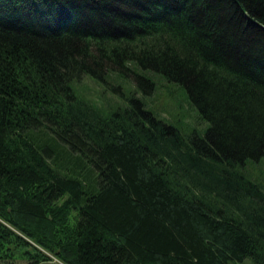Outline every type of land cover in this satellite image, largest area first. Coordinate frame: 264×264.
Returning <instances> with one entry per match:
<instances>
[{
  "label": "trees",
  "instance_id": "16d2710c",
  "mask_svg": "<svg viewBox=\"0 0 264 264\" xmlns=\"http://www.w3.org/2000/svg\"><path fill=\"white\" fill-rule=\"evenodd\" d=\"M179 84L204 137L82 77ZM264 0H0V264H264Z\"/></svg>",
  "mask_w": 264,
  "mask_h": 264
},
{
  "label": "rangeland",
  "instance_id": "374dc122",
  "mask_svg": "<svg viewBox=\"0 0 264 264\" xmlns=\"http://www.w3.org/2000/svg\"><path fill=\"white\" fill-rule=\"evenodd\" d=\"M132 71L152 81L154 84L152 93L142 94L131 76L110 72L103 80L82 77L79 81L73 82L74 95L78 100L91 103L107 113L130 107L129 100L136 97L156 118L171 124L184 136L190 137L195 134L204 137L209 124L199 119L182 86L168 82L160 74L143 70L136 65H133ZM239 170L246 178L258 184L264 192V157L258 160L248 159ZM43 264L61 263L53 259ZM230 264L254 263L247 258L242 262Z\"/></svg>",
  "mask_w": 264,
  "mask_h": 264
}]
</instances>
